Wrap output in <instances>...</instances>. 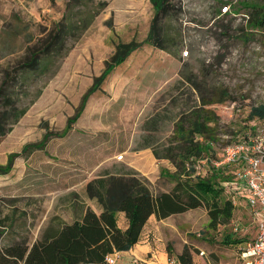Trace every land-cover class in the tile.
I'll list each match as a JSON object with an SVG mask.
<instances>
[{
    "label": "rangeland",
    "instance_id": "1",
    "mask_svg": "<svg viewBox=\"0 0 264 264\" xmlns=\"http://www.w3.org/2000/svg\"><path fill=\"white\" fill-rule=\"evenodd\" d=\"M95 1L106 6L72 44L24 115L0 137V166L12 158L10 172L0 175V246L19 236L33 242L50 217L66 218L78 202L97 206L85 197L83 187L105 172L133 171L153 194L169 190L171 184L158 173L173 168L166 160H155L151 148L160 152L172 138L179 112L197 104L196 94L180 84V69L195 75L197 82L205 80L216 100L221 92L228 96L206 107L218 116L210 146L213 159L220 160L223 149L237 141L264 138V125L247 118L249 106L264 105V33L243 36L250 32L244 26V7L264 0H172L181 6L179 19L161 24L171 34L180 29L176 55L141 45L110 71L76 115L114 45L143 42L153 15L148 0ZM224 3L231 6L221 13ZM63 6L64 0H0V71L24 59L26 48L60 18ZM43 80L29 87V98ZM66 128L63 137H55ZM45 133L50 137L43 149L22 154ZM210 169L205 159L195 162L202 176ZM235 171L222 168L226 177L220 184L227 192L228 184H235ZM207 221L203 208L151 220L147 227L153 234L147 233V239L152 249H171L168 263L183 246L190 250L192 264L234 263L241 245L223 244L222 238L229 234L234 240H250L255 219L236 206L226 226L210 230Z\"/></svg>",
    "mask_w": 264,
    "mask_h": 264
},
{
    "label": "trees",
    "instance_id": "2",
    "mask_svg": "<svg viewBox=\"0 0 264 264\" xmlns=\"http://www.w3.org/2000/svg\"><path fill=\"white\" fill-rule=\"evenodd\" d=\"M148 2L153 15L143 42H117L114 45L112 54L104 62L100 76L94 79L92 86L82 96L76 115L87 97L105 80L110 71L124 62L141 45L145 44L170 56L176 55L182 43L180 29H175L174 34H171L161 23L176 22L182 12L181 6L173 4L172 0ZM223 5L228 8L231 6L229 3ZM105 6L103 1L64 0L60 18L42 37L26 48L24 59L13 67L9 64L0 71V137L8 133L11 126L24 115L29 105L40 94L43 84L55 74L72 44L91 26L94 18ZM244 8L247 9L244 26L250 32L243 36L255 32L264 33V3ZM178 76L180 84H187L196 94L197 104L179 112L172 138L165 145H161L160 152L157 146L151 148L155 160H166L172 166L171 172L161 169L158 173L159 178L171 184V188L153 194L147 181L133 171L122 174L105 172L98 175L83 187L85 197L97 205V214L88 207L81 211V206L75 204L73 212H81L78 219L63 223L57 217H50L39 236L30 243L20 236L7 239V242L0 246V264L100 263L106 255L128 251L136 244L150 216L162 220L188 210L203 208L208 218L207 229L215 230L229 223L235 208L233 198L239 191L231 189V184H228L227 192L220 182L226 177L222 175V168L232 167L235 170L237 166L215 167L212 164L215 159L210 154V146L215 141L214 126L218 116L206 109L214 103L228 99V96L221 92V100H216L215 90L209 87L205 80L197 82L196 76L185 69H180ZM40 79H44L41 86L36 88L29 98V87ZM205 87L209 90L205 91ZM26 99L28 102L23 105ZM247 118L264 125V105L249 106ZM68 128L55 137H63ZM48 137L50 135L45 133L39 144L25 146L22 154L28 150L43 149ZM201 159H205V163L211 168L205 171L209 173L208 176L196 173L195 162ZM11 164L10 157L4 167L0 166V175L8 174ZM117 213H122L126 221L123 230L117 227ZM222 243L241 245L243 242L231 239L227 234L223 236ZM165 252L169 258L171 249L167 247ZM173 257L176 264H192L191 252L185 246Z\"/></svg>",
    "mask_w": 264,
    "mask_h": 264
},
{
    "label": "built area",
    "instance_id": "3",
    "mask_svg": "<svg viewBox=\"0 0 264 264\" xmlns=\"http://www.w3.org/2000/svg\"><path fill=\"white\" fill-rule=\"evenodd\" d=\"M228 6H222L224 13ZM186 55V51L183 52ZM215 167L221 165H236L235 184L231 189L242 191L245 204L251 216L256 221V234L244 241L236 255L234 263L224 264H264V216L258 210L264 211V138L248 141L241 140L226 146L222 158L212 163ZM236 231V227L233 229ZM199 256L202 252L198 253ZM172 263V261H170ZM91 264H119L117 253L106 255L102 262ZM127 264H146L145 261L131 258Z\"/></svg>",
    "mask_w": 264,
    "mask_h": 264
},
{
    "label": "crops",
    "instance_id": "4",
    "mask_svg": "<svg viewBox=\"0 0 264 264\" xmlns=\"http://www.w3.org/2000/svg\"><path fill=\"white\" fill-rule=\"evenodd\" d=\"M165 192V191H162ZM244 194L241 193L240 191L235 194L233 200V204L234 207H242L245 208L246 210L249 211V209L247 208L246 204H245V199H244ZM78 205L81 206L82 210L85 209V207L90 208L95 214H97L99 212L97 206H91L90 203H86L85 202H78ZM96 205V204H95ZM258 212L264 216V211L262 210H258ZM81 212H69L66 218H62L61 216H52V217H57L58 220H60L63 223H70L71 221L78 219L80 217ZM251 215V214H250ZM151 220L155 221L156 219L153 216H150L147 220V222L145 223L142 232L140 234L139 240L137 241L136 244H134L128 251H124V252H119L117 253L118 255V263L119 264H127L131 258H137L139 260H143L146 262V264H176V261L171 260L172 263H168V257L166 255L165 251H157L155 248L152 249V246L150 245V243L148 242V234L147 233H151V229H148L147 227V223H149ZM256 221L255 220V226H254V230H252L250 232V235L252 236L250 239H252L255 234H256ZM116 224L117 227L120 230L125 229L126 227V221L123 217L122 213H117L116 214ZM147 234V235H146ZM153 234V233H151ZM180 251H176L174 255L179 254ZM170 262V261H169Z\"/></svg>",
    "mask_w": 264,
    "mask_h": 264
}]
</instances>
